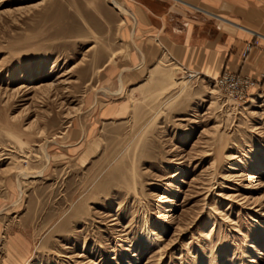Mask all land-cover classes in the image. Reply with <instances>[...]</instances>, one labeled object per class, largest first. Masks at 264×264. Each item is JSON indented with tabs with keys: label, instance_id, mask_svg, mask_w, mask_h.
Listing matches in <instances>:
<instances>
[{
	"label": "rangeland",
	"instance_id": "1",
	"mask_svg": "<svg viewBox=\"0 0 264 264\" xmlns=\"http://www.w3.org/2000/svg\"><path fill=\"white\" fill-rule=\"evenodd\" d=\"M133 21L0 0V264H264L262 80L137 66Z\"/></svg>",
	"mask_w": 264,
	"mask_h": 264
},
{
	"label": "crops",
	"instance_id": "2",
	"mask_svg": "<svg viewBox=\"0 0 264 264\" xmlns=\"http://www.w3.org/2000/svg\"><path fill=\"white\" fill-rule=\"evenodd\" d=\"M130 9L137 66L165 56L210 77L231 71L264 85V0H132Z\"/></svg>",
	"mask_w": 264,
	"mask_h": 264
},
{
	"label": "built area",
	"instance_id": "3",
	"mask_svg": "<svg viewBox=\"0 0 264 264\" xmlns=\"http://www.w3.org/2000/svg\"><path fill=\"white\" fill-rule=\"evenodd\" d=\"M216 84L223 87L235 97L242 96L247 92L248 88L252 85V80L247 77H239L235 74H225L216 79Z\"/></svg>",
	"mask_w": 264,
	"mask_h": 264
},
{
	"label": "bare ground",
	"instance_id": "4",
	"mask_svg": "<svg viewBox=\"0 0 264 264\" xmlns=\"http://www.w3.org/2000/svg\"><path fill=\"white\" fill-rule=\"evenodd\" d=\"M112 4L117 8V9H119L122 13H124V14H127V15H130L134 20H135V18H134V15H133V13L130 11V10H128V9H126L125 7H123L118 1H116V0H112ZM253 44H249L248 46H247V48H246V52L247 51H249L250 50V47L252 46ZM245 76V75H244ZM245 77H247L248 79H252V78H250L249 76H245ZM255 80V79H254ZM253 80V81H254ZM255 81H257V80H255ZM47 158H48V160L50 159V156L49 155H47ZM41 173H42V171H40V172H38L34 177H39L40 175H41ZM26 176H29V173H27V171H25V170H22L20 173H19V177H21V179L22 178H24V177H26ZM20 179V180H21ZM18 181V185L20 186V190H21V192H23V190H22V183H21V181ZM18 186V187H19Z\"/></svg>",
	"mask_w": 264,
	"mask_h": 264
}]
</instances>
